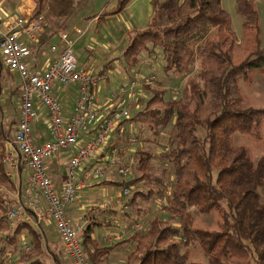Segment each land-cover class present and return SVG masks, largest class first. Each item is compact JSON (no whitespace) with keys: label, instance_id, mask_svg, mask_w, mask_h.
Masks as SVG:
<instances>
[{"label":"trees","instance_id":"trees-1","mask_svg":"<svg viewBox=\"0 0 264 264\" xmlns=\"http://www.w3.org/2000/svg\"><path fill=\"white\" fill-rule=\"evenodd\" d=\"M31 1L32 17H36L47 0ZM129 2L121 0L114 13ZM234 4L241 42L250 47H244L241 59L222 0H152L147 27L127 32L121 52L123 69L135 68L143 52L159 51L165 69L185 72L187 77L181 96L174 99L166 98L159 83L143 85L148 97L140 100L133 114L129 109L130 116L117 127L139 122L156 137L170 127L168 150L158 158L138 150L132 178L102 184L130 187L133 193L125 203L137 211L140 201L166 195L153 162H168L173 179L162 211L176 223L156 214L145 230L134 229L126 240L105 245L92 237L94 226L101 225L92 222L79 234L90 264H107L112 246L126 242L131 247L123 264H264V153L254 161L249 149L234 141L236 134L255 136L264 126V107L251 105L241 89V83L250 84L256 73L264 74V51L255 0ZM1 110L0 104V114ZM8 134L0 123V186L9 182L2 162ZM18 204L0 192V264H52L46 258L61 264L37 226L20 222L10 227L5 213ZM211 213L218 216L217 229L195 226L196 217ZM23 231L31 237L27 247L19 245ZM193 248L200 250L204 262L192 258ZM7 252L18 259L7 263Z\"/></svg>","mask_w":264,"mask_h":264},{"label":"built area","instance_id":"built-area-1","mask_svg":"<svg viewBox=\"0 0 264 264\" xmlns=\"http://www.w3.org/2000/svg\"><path fill=\"white\" fill-rule=\"evenodd\" d=\"M32 6L33 3L30 2L20 14L12 15L5 21L0 18V55L10 69L18 72L22 81L17 124L11 134V142L7 148L5 147L2 162L5 166V176L9 180L21 168L28 172L19 204L8 208L5 219L10 227L20 222L31 226L51 222L71 264H90L79 238L82 228L71 222L65 208L75 200L78 171L87 166L91 156L104 149L112 133L122 120L130 116V112L126 106H118L104 112L99 104L97 92L105 75L78 67L74 42L63 30L57 32L60 42L58 59L51 62L43 71L30 69L26 61L30 50L21 42L20 35L31 42L36 40L42 14L32 17ZM75 31L78 34L81 33L79 29ZM52 49H55V46H52ZM157 52H153L152 59L157 58ZM129 74L127 81L118 86L116 93L126 94L131 100L135 99L137 89L143 85H152L155 81L153 74L143 73L140 68L130 69ZM56 82L73 84L77 87V100L69 117L64 116L61 104L53 96L52 90ZM34 97H37L46 109L50 125L51 140L41 145L34 143L31 133ZM90 125H93L95 130L90 137L77 146L75 153L68 160L65 178L58 190L48 175L45 161L76 145ZM129 142L134 145L137 142L136 136H131ZM162 151H167V148ZM122 161L118 158L116 149L113 148L109 154L101 158L100 162L92 165L89 172L95 178H102L107 169L114 166L119 177L132 178L135 161L125 159ZM130 193V187L121 188L122 196L127 197ZM102 208L103 205L98 204L91 209V212L94 213ZM128 209L127 203H122L118 207V214L113 218V222L118 223L119 218L128 212ZM132 227L135 230H145V227L138 223ZM4 257L7 263L18 259V257L14 258L10 252L5 253Z\"/></svg>","mask_w":264,"mask_h":264},{"label":"rangeland","instance_id":"rangeland-1","mask_svg":"<svg viewBox=\"0 0 264 264\" xmlns=\"http://www.w3.org/2000/svg\"><path fill=\"white\" fill-rule=\"evenodd\" d=\"M120 1L121 0H47L43 10V21L53 29L65 27L67 33L73 39L80 40L77 45H74V53L79 68L86 69L89 60L98 61L100 66L107 65L110 63L109 59L111 58L110 55L112 53L115 52V55H117L116 53H118V51H122L123 40L124 43L127 42L123 31L125 29L130 31L134 29H145L148 25V18H150L152 14V0H130L122 11L114 13ZM255 2L259 17L260 46L264 51V0H255ZM0 3L2 9L4 8L7 15H14V13L18 10L20 0H0ZM234 3L235 0H222V7L231 17L232 29L238 39L236 49L240 54L239 59H241L242 54H244V47H250H248V42H241L242 28L240 19L235 11ZM59 23L60 25L56 27V24ZM73 27H78L75 29H79L81 32L83 31V35L79 36V34L74 33ZM50 42L51 40H49L47 44ZM82 44L86 46L85 52L79 54L77 50L79 46H82ZM143 54H145V52L141 55ZM152 54L153 53L149 55L146 54L148 56L147 59L149 58L147 60L148 63L146 62L148 66L146 68L147 70L141 68L145 62H142L140 67L137 65L136 68H140L143 73L149 72L153 74V76H155V81L151 86L159 83L165 90L166 98L174 99L180 97L184 81L187 77L186 73L177 72L172 69H165V63L161 53L158 54L156 59L151 58ZM87 58H89V60L84 64V59ZM152 62L156 63L157 67L152 68ZM192 72L193 70H191V73ZM241 89L247 96L251 105L255 107H264V74L256 73L250 84L241 83ZM135 94V99L130 101L127 105L131 114L136 111L138 107L137 105H140V100H145L148 97V94L143 91L142 87L137 89ZM123 129L124 131L122 135L117 134L116 136V134H112L110 136V141L108 140L107 148L104 150L106 155L109 154L113 148H115L116 152H118V158L121 161L124 159L127 161L134 160L136 163L138 150L151 152L156 158H158V154L163 149L167 148L168 150V137L171 132L170 127L162 129L161 133L157 137L139 122H127L123 126ZM131 136H136L137 138V142L134 145L129 142V138ZM234 141L236 144L246 146L249 149L250 157L252 160L256 161L261 154L264 153V126L255 136L236 134ZM153 163L156 169V175L161 176L165 189L168 192L173 179L170 165L168 162L161 164L157 161V159L154 160ZM104 177L98 179L103 180ZM143 189L144 191L146 190L145 188ZM167 192H165L166 195L163 196L154 195L149 201H140L138 203L140 209L137 211H133V208L129 207L130 212L123 215V218L131 217V221L127 224L130 231V233L127 234L128 237H130V235L134 232L133 229H130V225L132 226L135 223H138L146 226L150 218L156 214H158L161 218L171 220L174 224L176 223V219L170 218L167 212L162 211V208L167 201ZM131 194L127 196V198L124 196L122 197V199L126 200H124V202L129 200L132 196ZM217 220L218 216L216 213L201 215L196 217L195 226L204 229H217ZM50 242L48 243L49 247L58 255L60 262L62 263L63 261L60 251H56L55 246L52 247L51 245H56L57 249L59 246H57V243L53 240ZM114 242L116 241L113 239L109 240L110 244ZM100 243L103 244L105 242L100 240ZM22 244H31L30 236L27 235L24 240H20L19 245ZM191 252L192 258L200 259L203 262L205 261L199 249L193 248L191 249ZM46 260L54 264L53 261L49 260V258H46Z\"/></svg>","mask_w":264,"mask_h":264},{"label":"crops","instance_id":"crops-1","mask_svg":"<svg viewBox=\"0 0 264 264\" xmlns=\"http://www.w3.org/2000/svg\"><path fill=\"white\" fill-rule=\"evenodd\" d=\"M30 2L32 3L31 0H20V3L18 4V10L16 11V13H14V15L20 14L22 9H24L25 6ZM41 14L42 21L40 29L36 34V40L34 42H31L27 40L25 36L20 35L21 42L30 50V53L26 58L28 66L31 70L38 72L43 71L49 66L51 62L58 59L60 42L57 37V32L59 30H63L67 33L65 27H61L59 29L50 28L49 25L45 24L43 21V12ZM10 16L12 15H7L4 8L2 9L0 3V18L5 21ZM59 25L60 23L56 24V27ZM75 28L78 27H73L74 33H77L75 31ZM129 31L130 30L127 29L123 31L125 34V38L127 32ZM83 33V31L79 33V36H82ZM68 37L73 40L74 45H77L80 42L79 39H73L69 34ZM49 40H51V42L47 44ZM125 44H127V42L124 43L123 40L122 50ZM52 46H55V49H52ZM85 48L86 46H84V44H82V46H79L77 50L78 53H84ZM121 52L122 51H118V53H116L117 55H115V52L112 53L110 55L111 58L109 59L110 63H108L107 65L100 66V63L98 61L89 60V58L84 59L83 62L85 64L89 60L86 66L87 70L93 71L94 73L102 72L105 75V79L100 82L97 92L99 104L102 106L105 113L113 110L118 106L126 105L127 107L130 101H132L126 95L116 93L118 86L125 83L130 75V69L122 68L123 66L121 62ZM159 53L160 52H158V54ZM146 54L147 53L140 56V61L138 64V66L140 67V64L142 62H145L141 67L144 69L148 67L146 62L149 59H147V55L149 54ZM151 67L155 68L157 67V64L152 62ZM21 84L22 81L18 72L10 69L7 66L3 56L0 55V104L2 109L0 114V123L4 127L5 131H9L8 136L4 138V145L6 148L11 142V134H13L17 124L19 113V93L22 87ZM52 93L53 96L61 104L64 116L69 117L77 100V87L73 84H60L56 82L53 86ZM33 101L34 116L31 122V133L34 143L36 145H41L51 140L49 119L46 109L41 105L37 97H34ZM94 130L95 127L93 125H90L88 130L82 134L76 145L72 146L68 150L53 155L45 161L48 175L54 183V186L58 188V190L61 188L62 181L65 178L66 165L68 160L75 153L77 146L81 145L86 138L90 137ZM117 130L118 131H114L112 134H116V136L117 134H123V126L119 127ZM106 148L107 145L104 147V149L100 150L98 154L91 156L87 166L78 171L76 175V183L78 187L75 200L65 208V212L71 222L75 225L81 226L82 229L87 227L92 222L101 223V225L94 226L92 237L98 242H100V240L102 242H105L103 243L105 245H113L127 239V234L130 233L127 224L129 221H131V217L123 218L122 216L121 218H119L118 223L113 222V218L118 214V207L122 203H124L125 199H122L123 196L121 194L120 187H117L115 185H105L102 184V181L107 180L116 182L122 180V178L117 175L115 167L113 166L107 169L106 175L103 180L91 176L89 172V168L92 165L100 162L101 158L103 156H106V152L104 151ZM15 151L17 153V150ZM27 173V170L23 168L15 172L10 177L9 182L5 186L1 185V192L3 191L8 194L9 197L20 201L22 189L26 182ZM98 204L103 205V208L92 213L91 209ZM132 226L130 225L131 230L133 229ZM36 229L39 235H41L45 239L46 246L49 247L48 243L51 240L57 243V246H59L58 249L56 245L51 246H55L56 251H60L63 261L61 264H71L64 253L63 244L59 239V236L57 235L54 225L51 222L42 223L41 225L37 226ZM27 235L30 236L26 231H23V234L19 238V241L24 240ZM111 239L115 240L116 242L110 244L109 240ZM24 247L27 246L24 245ZM130 247L131 243L129 242H126L125 244H118L117 246H112V249L107 255V264H123L126 253L127 251H129Z\"/></svg>","mask_w":264,"mask_h":264},{"label":"bare ground","instance_id":"bare-ground-1","mask_svg":"<svg viewBox=\"0 0 264 264\" xmlns=\"http://www.w3.org/2000/svg\"><path fill=\"white\" fill-rule=\"evenodd\" d=\"M161 64V63H160ZM162 67V66H161Z\"/></svg>","mask_w":264,"mask_h":264}]
</instances>
